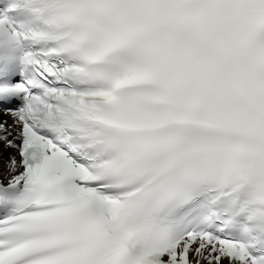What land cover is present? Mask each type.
Listing matches in <instances>:
<instances>
[{
  "label": "snow or ice",
  "instance_id": "obj_1",
  "mask_svg": "<svg viewBox=\"0 0 264 264\" xmlns=\"http://www.w3.org/2000/svg\"><path fill=\"white\" fill-rule=\"evenodd\" d=\"M0 264H264V0H0Z\"/></svg>",
  "mask_w": 264,
  "mask_h": 264
}]
</instances>
